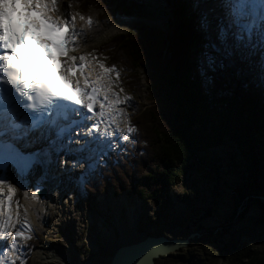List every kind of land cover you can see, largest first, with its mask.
Returning a JSON list of instances; mask_svg holds the SVG:
<instances>
[{"label": "snow or ice", "instance_id": "snow-or-ice-1", "mask_svg": "<svg viewBox=\"0 0 264 264\" xmlns=\"http://www.w3.org/2000/svg\"><path fill=\"white\" fill-rule=\"evenodd\" d=\"M192 3L204 41L196 56L202 84L207 87L218 72L232 69L264 90V0ZM58 11L57 0H0V240L12 219L15 188L5 175L9 166L24 187L23 180L35 168L41 169V180L46 179L61 154V164L69 157L83 162L89 151L106 156L114 149L122 151L120 142L135 131L127 126L124 134L116 135L121 129L111 125L118 115L115 107L123 101L115 98L108 79V73L116 75L115 68L96 61V73L91 64L95 56L71 55L74 17L70 20ZM53 63L58 79L53 78ZM73 130L79 145L75 148ZM85 167L87 171L90 165ZM31 199H37L36 191ZM17 238H25V233H14L3 248L5 255L17 248Z\"/></svg>", "mask_w": 264, "mask_h": 264}, {"label": "trees", "instance_id": "trees-1", "mask_svg": "<svg viewBox=\"0 0 264 264\" xmlns=\"http://www.w3.org/2000/svg\"><path fill=\"white\" fill-rule=\"evenodd\" d=\"M72 1L81 13L93 8L100 18H136L124 32L101 43L97 52L125 72L129 91L137 96L145 91L147 101L130 118L135 131L126 149L101 164L84 181L83 191L94 198L110 179L114 193L156 201L201 154L226 147L234 165L240 155L252 179L249 187L264 195L256 174L261 169L264 175V155L259 156L264 150V90L232 69L218 72L207 87L202 84L196 56L204 41L192 0ZM259 221L264 222V214ZM233 243L221 247L230 255L242 250L235 258L229 256L230 264H264V252ZM172 258L168 254L163 260Z\"/></svg>", "mask_w": 264, "mask_h": 264}, {"label": "rangeland", "instance_id": "rangeland-1", "mask_svg": "<svg viewBox=\"0 0 264 264\" xmlns=\"http://www.w3.org/2000/svg\"><path fill=\"white\" fill-rule=\"evenodd\" d=\"M57 8L59 10L57 14L68 19L74 17L78 24L74 54L77 56L84 54L88 58L95 56L96 59L93 61L98 67L96 61L105 65V58L97 54L100 44L115 34L124 32L136 20L133 16L128 17L131 21L124 31L111 33L109 30L111 25L120 17L100 18L93 8L82 14L72 0H57ZM115 72L116 75L108 73V79L111 81L112 89L117 93L116 98L123 101L117 105L121 111L118 122L121 129L119 136L125 133L124 123L141 109L142 104H147V101L144 98L145 91L137 96L127 89L125 72L122 69L115 68ZM121 142L124 145L127 141ZM89 152L91 154L89 158L93 160L90 163L84 159L82 164H79L73 157L70 162L66 161L63 167L58 161L52 166L51 172L49 170L46 182L50 185L60 184L62 191L60 197L55 199L48 195L44 198L46 207L42 216L35 217L31 209L25 208L19 196V187L13 186L15 194L10 202L12 219L7 223L5 238L0 240V261L11 264L18 259V264H21V260L23 263L29 261L30 264H45L39 257L54 254L53 248L64 252V257H67L65 254L67 252L73 254L78 259L77 264L98 257L102 259L103 255L106 261L110 259L114 241L124 232V229L118 227L115 229L114 225L116 221L118 222V215L127 213L129 203H135L134 214L138 216L139 222L154 226L155 233L152 235L162 232L168 237H182L190 231L201 234L191 239L188 247L171 253L174 258L164 261L165 256H160L155 259L157 264H230V258L223 256L228 253H223L221 247L232 242H236L237 247L243 246L259 253L264 252V222L259 221L264 209L260 200L251 197L259 194L255 192L254 187H249V181L252 179L245 166L240 164L242 160L240 155L236 158L237 165H234L229 156L230 151L226 147L206 151L199 156L193 168L181 173L176 184L170 186L158 200L144 201L130 193L124 198L123 193H114L110 187L103 189L102 193L95 194L93 199L84 192L83 182L97 170V165L105 160L104 155H99L97 164L95 163L97 157ZM262 155L264 150L259 154ZM86 163L90 165L87 171ZM256 174L259 183L264 186L263 171L258 169ZM47 190L50 193L53 191L49 187ZM232 190H237V195L233 194ZM38 199L37 197L36 200ZM120 202L123 209L119 208ZM240 202L243 203L236 214ZM208 208L210 215L202 217ZM103 211L107 214H103ZM233 217L236 222L232 224ZM85 218L92 232L82 224V219ZM25 223L28 228L24 227ZM122 223L126 225L120 221V224ZM16 231L24 232L25 238H17V248L9 250L5 255L3 248L12 241ZM113 231L116 237L112 235ZM37 236L39 239L31 244V240ZM256 236L261 239H256ZM46 250L49 253H44ZM50 259L52 260V257Z\"/></svg>", "mask_w": 264, "mask_h": 264}, {"label": "bare ground", "instance_id": "bare-ground-1", "mask_svg": "<svg viewBox=\"0 0 264 264\" xmlns=\"http://www.w3.org/2000/svg\"><path fill=\"white\" fill-rule=\"evenodd\" d=\"M122 21H124V23H121ZM130 21H131V19H121V20L113 23L109 30L111 33L115 32V31H124L126 29V27L129 25ZM85 37H87V36H85ZM73 144H74V141H73ZM71 158L72 157H69L67 159V161L70 160ZM63 159H64V156H63V154H61L60 157L55 159L54 164H56L58 161H61ZM75 159H77V157H75ZM55 169H56V166H55ZM50 172H51V168H50ZM5 175H6L8 183L13 184V186L16 185L19 187L18 190H19V196H20L21 201L24 203L25 208H27L28 210L31 209L34 212L33 215H35V217H36V215L42 216V213L45 210L44 208L46 206H45V203L43 202L44 199H41V198L38 200H31L30 199L31 196L29 197V194H31L32 191H35L36 189H38L42 186H45V188L49 187L51 189V191L53 190L52 192H54L53 193L54 195H53L52 192L50 193V191L47 190L48 191V197L50 196L53 199H55V197H60L59 196L60 191H62L60 184L54 183V185H50V183L46 182L45 179L41 180V169H39V168H35L33 170V172L30 173L29 176L23 180V184L25 185L24 187H21L20 183H17L18 179L15 178L12 174L5 172ZM25 192H27V194H28L27 196L24 195ZM134 206H135V203L134 204L129 203V209H128L127 213L125 214V212H124V215L120 214L121 217L118 215V212L116 213L118 215L119 219H118V222L116 221V224H115L116 226L114 225V228L116 229V227H118L120 229H124V232L121 233L117 237V239L114 241V244L112 245V253L115 250V248H117V246H119V245L131 243V242L137 240L138 238H142L148 234L155 233L154 226L152 224H149V223L143 224V222L141 223V222H139V220H137L138 223L136 225L135 218L138 219V216L136 214H134V212H133V214H131L132 208L135 210ZM121 211L123 212V210H121ZM103 214H107V212L103 211ZM126 217H127V220H126ZM120 221L126 223V225H123V223L120 224ZM82 224L85 227H87V230L89 232H92L90 224L88 223L86 218L82 219ZM95 225H97L96 222H95ZM112 235H114L116 237V235L114 234V231L112 232ZM53 249H52V251H55L54 254L53 253L51 255L45 254V256L40 255L39 259L42 260V262L45 264H77L78 259L75 258V256L73 254H68V252H67V253H65L67 257H64V252L61 253L58 249H55V250H53ZM63 250H65L64 247H63ZM91 252H93V251L91 250ZM44 253H49V251L46 250V251H44ZM112 253H110V256L112 255ZM51 257H52V260L50 259ZM103 258H104V255H103L102 259L100 257H98L95 259H91L89 261L87 260V262L81 263V264H108L109 259L105 261Z\"/></svg>", "mask_w": 264, "mask_h": 264}, {"label": "water", "instance_id": "water-1", "mask_svg": "<svg viewBox=\"0 0 264 264\" xmlns=\"http://www.w3.org/2000/svg\"><path fill=\"white\" fill-rule=\"evenodd\" d=\"M260 163H262V160H260ZM108 186L111 189L110 181H108ZM36 192L39 198L46 197L45 188H39ZM252 198H256L264 203V195H256ZM241 203L243 202L239 203L236 214L241 209ZM208 215H210V208L205 210L202 217ZM235 222L236 219L233 217L232 224ZM200 235L197 231H190L186 236L182 237H168L162 232L158 235L148 234L131 243L117 246L110 256L108 264H137V261H141V264H145V262L146 264H155V259L158 257L167 256L168 254L188 247L191 239ZM146 252L148 253L147 256H145Z\"/></svg>", "mask_w": 264, "mask_h": 264}, {"label": "flooded vegetation", "instance_id": "flooded-vegetation-1", "mask_svg": "<svg viewBox=\"0 0 264 264\" xmlns=\"http://www.w3.org/2000/svg\"><path fill=\"white\" fill-rule=\"evenodd\" d=\"M233 245H236V242H234L233 243ZM236 247H237V245H236ZM239 247H243V246H239ZM222 252H224V251H222ZM242 252V250L241 251H232V252H230L232 255H230V254H228V255H226V254H224L223 256L224 257H229V256H232L233 258H235V257H237L240 253ZM236 253H239L237 256H234Z\"/></svg>", "mask_w": 264, "mask_h": 264}]
</instances>
